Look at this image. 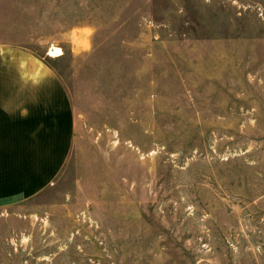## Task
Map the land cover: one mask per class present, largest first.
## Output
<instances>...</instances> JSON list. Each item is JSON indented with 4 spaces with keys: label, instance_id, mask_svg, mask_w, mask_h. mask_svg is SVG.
Listing matches in <instances>:
<instances>
[{
    "label": "rangeland",
    "instance_id": "374dc122",
    "mask_svg": "<svg viewBox=\"0 0 264 264\" xmlns=\"http://www.w3.org/2000/svg\"><path fill=\"white\" fill-rule=\"evenodd\" d=\"M0 41L73 116L0 264H264V0H0Z\"/></svg>",
    "mask_w": 264,
    "mask_h": 264
},
{
    "label": "crops",
    "instance_id": "0c3cea01",
    "mask_svg": "<svg viewBox=\"0 0 264 264\" xmlns=\"http://www.w3.org/2000/svg\"><path fill=\"white\" fill-rule=\"evenodd\" d=\"M72 120L66 90L44 55L0 41V205L35 195L60 171Z\"/></svg>",
    "mask_w": 264,
    "mask_h": 264
},
{
    "label": "bare ground",
    "instance_id": "6f19581e",
    "mask_svg": "<svg viewBox=\"0 0 264 264\" xmlns=\"http://www.w3.org/2000/svg\"><path fill=\"white\" fill-rule=\"evenodd\" d=\"M48 54L50 56L55 57V56L61 55L62 54V50H61V48L59 46H52V47L49 48Z\"/></svg>",
    "mask_w": 264,
    "mask_h": 264
}]
</instances>
